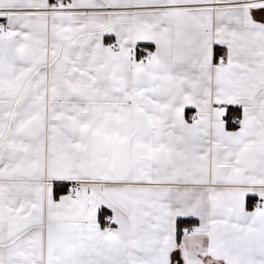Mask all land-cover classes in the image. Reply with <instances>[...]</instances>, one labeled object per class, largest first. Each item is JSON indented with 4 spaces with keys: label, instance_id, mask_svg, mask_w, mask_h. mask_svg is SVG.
<instances>
[{
    "label": "snow or ice",
    "instance_id": "obj_1",
    "mask_svg": "<svg viewBox=\"0 0 264 264\" xmlns=\"http://www.w3.org/2000/svg\"><path fill=\"white\" fill-rule=\"evenodd\" d=\"M0 264H264V0H0Z\"/></svg>",
    "mask_w": 264,
    "mask_h": 264
}]
</instances>
